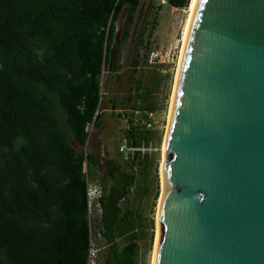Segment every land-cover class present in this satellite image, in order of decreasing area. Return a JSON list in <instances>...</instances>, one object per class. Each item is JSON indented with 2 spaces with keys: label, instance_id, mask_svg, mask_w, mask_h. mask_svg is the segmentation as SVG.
<instances>
[{
  "label": "trees",
  "instance_id": "trees-1",
  "mask_svg": "<svg viewBox=\"0 0 264 264\" xmlns=\"http://www.w3.org/2000/svg\"><path fill=\"white\" fill-rule=\"evenodd\" d=\"M189 2L166 0L175 8ZM140 3L0 0V264H138L144 228L129 195L148 159L141 148L153 139L144 124L155 110L152 89L133 78L131 112L122 114L133 150L121 153V163L109 160L106 175L93 151L71 142L85 146L88 126L102 125L117 21L125 10L130 24ZM156 23L154 15L148 47ZM138 111L143 123L134 119ZM88 183L101 188L90 213Z\"/></svg>",
  "mask_w": 264,
  "mask_h": 264
},
{
  "label": "water",
  "instance_id": "water-1",
  "mask_svg": "<svg viewBox=\"0 0 264 264\" xmlns=\"http://www.w3.org/2000/svg\"><path fill=\"white\" fill-rule=\"evenodd\" d=\"M160 179L153 264H264V0H196Z\"/></svg>",
  "mask_w": 264,
  "mask_h": 264
},
{
  "label": "rangeland",
  "instance_id": "rangeland-1",
  "mask_svg": "<svg viewBox=\"0 0 264 264\" xmlns=\"http://www.w3.org/2000/svg\"><path fill=\"white\" fill-rule=\"evenodd\" d=\"M188 9L189 4L186 8H175L169 6L166 0H141L130 24L126 22V11H122L117 21L111 64L103 77V98L100 109L102 125L99 128L88 126L89 139L85 146L80 147L74 141L71 142L78 150L93 151L96 160L99 161V173L106 175L109 160L121 163V153L126 156L128 151H132L126 149L124 139L128 116L122 114L131 112L129 107L133 102L127 101L126 98L130 94L133 78L142 77L143 86L152 89L148 100L154 104V112L147 114L148 120L145 122L142 112H135L134 115V119L142 120L145 125L149 123L146 127L153 135L151 144L147 148H141V151L148 153V159L139 167L137 190L135 187L129 195L131 205L139 215L144 228L145 238L140 244L138 264H152L157 235L156 213L161 190V148ZM154 15H157V23L149 37L148 47L145 42ZM140 39H143V43ZM111 99L114 102H111ZM105 184L107 186L109 181L106 180ZM155 194L158 195L157 199ZM124 204L122 201V207ZM151 233H153L152 242H150Z\"/></svg>",
  "mask_w": 264,
  "mask_h": 264
},
{
  "label": "built area",
  "instance_id": "built-area-1",
  "mask_svg": "<svg viewBox=\"0 0 264 264\" xmlns=\"http://www.w3.org/2000/svg\"><path fill=\"white\" fill-rule=\"evenodd\" d=\"M146 125L148 127L149 123H147ZM126 149L133 150V148H129V147H126ZM100 195H101V188L98 185H95L93 183H88L87 185V207H88L89 213L93 207L98 206V198L100 197ZM94 252L95 251L93 249L90 250V257H93Z\"/></svg>",
  "mask_w": 264,
  "mask_h": 264
},
{
  "label": "bare ground",
  "instance_id": "bare-ground-1",
  "mask_svg": "<svg viewBox=\"0 0 264 264\" xmlns=\"http://www.w3.org/2000/svg\"><path fill=\"white\" fill-rule=\"evenodd\" d=\"M195 3H196V0H190V2H189L188 17H187L186 25H184L183 36H182V46H183V43H184V40H185V37H186V33H187V29H188L190 17L192 15V12H193ZM182 46L180 48L181 50H182ZM181 50H179L180 51V54H181ZM178 63H179V60H178ZM177 69H178V66H177ZM177 69H176V74H175V77H174L175 79H176V75H177ZM175 79H174V83H175ZM173 87H174V84H173ZM172 92H173V89H172ZM171 97H172V94H171ZM170 103H171V99H170ZM169 108H170V105H169ZM168 114H169V111H168ZM162 142L163 143H162V148H161V151H162L161 152V155L163 156V152H164V139H163ZM162 156H161V158H162ZM160 182H161V179H160ZM156 237H157V235H156ZM155 242H156V239H155ZM154 251H155V246H154ZM154 251H153V257H152V264L154 263L153 262L154 261Z\"/></svg>",
  "mask_w": 264,
  "mask_h": 264
}]
</instances>
